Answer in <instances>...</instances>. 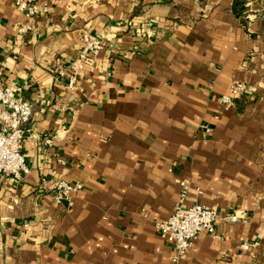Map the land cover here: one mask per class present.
<instances>
[{
  "label": "crops",
  "instance_id": "0c3cea01",
  "mask_svg": "<svg viewBox=\"0 0 264 264\" xmlns=\"http://www.w3.org/2000/svg\"><path fill=\"white\" fill-rule=\"evenodd\" d=\"M85 34L103 47L71 89ZM0 78L33 106L30 173L0 176V264H264V0H38L29 20L0 0ZM59 179L84 185L71 207ZM183 184L219 237L176 263L156 223Z\"/></svg>",
  "mask_w": 264,
  "mask_h": 264
},
{
  "label": "built area",
  "instance_id": "2783aa9c",
  "mask_svg": "<svg viewBox=\"0 0 264 264\" xmlns=\"http://www.w3.org/2000/svg\"><path fill=\"white\" fill-rule=\"evenodd\" d=\"M15 7L24 15L26 20L34 17L38 12V0H13ZM13 29L20 34L29 29L27 22H17ZM103 47L100 38L89 34L83 36V47L79 59L71 62L61 71L67 76L68 87L74 88L78 82L81 60L89 55L98 54ZM247 90L244 82L232 84L229 90L220 98L225 106H232L235 100L242 97ZM33 106L25 100L22 88L7 85L0 78V176L21 178L30 173V167L23 152L27 124L32 115ZM207 131H209L207 129ZM50 145L52 139H47ZM84 185L80 182L72 183L66 179L54 182L51 192L58 202L65 201L69 207L73 206V195L82 190ZM189 186L183 184L180 202L168 218L156 223L160 236L176 251L174 262L178 263L192 248L200 234L206 232L213 238H218L216 226L218 212L216 208L202 203L185 205ZM233 220L236 217L232 218Z\"/></svg>",
  "mask_w": 264,
  "mask_h": 264
}]
</instances>
